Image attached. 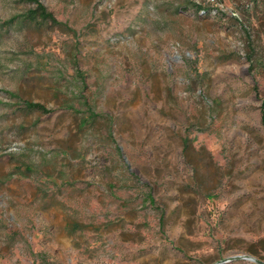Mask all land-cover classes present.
<instances>
[{
    "label": "rangeland",
    "instance_id": "374dc122",
    "mask_svg": "<svg viewBox=\"0 0 264 264\" xmlns=\"http://www.w3.org/2000/svg\"><path fill=\"white\" fill-rule=\"evenodd\" d=\"M37 1L68 30L0 0V264L264 262V0Z\"/></svg>",
    "mask_w": 264,
    "mask_h": 264
},
{
    "label": "trees",
    "instance_id": "16d2710c",
    "mask_svg": "<svg viewBox=\"0 0 264 264\" xmlns=\"http://www.w3.org/2000/svg\"><path fill=\"white\" fill-rule=\"evenodd\" d=\"M35 4L33 9H29L22 17L21 22L27 23L29 25H49L59 29H67L68 27L65 23L58 21L55 16L49 12L41 3L37 0H26ZM201 8V7H197ZM264 106V103H263ZM24 108L28 111H38L41 113H49L50 110L46 109L42 104L34 102H25ZM88 117L86 118V120ZM86 120L83 123H86ZM261 124L264 127V109L261 112Z\"/></svg>",
    "mask_w": 264,
    "mask_h": 264
},
{
    "label": "water",
    "instance_id": "95a60500",
    "mask_svg": "<svg viewBox=\"0 0 264 264\" xmlns=\"http://www.w3.org/2000/svg\"><path fill=\"white\" fill-rule=\"evenodd\" d=\"M238 260H243V261H249V262H253L255 264H264V262L262 260H259L251 255H246V254H236V255H232V256H228L226 258L220 259L218 262H216L215 264H227L230 263L232 261H238Z\"/></svg>",
    "mask_w": 264,
    "mask_h": 264
}]
</instances>
